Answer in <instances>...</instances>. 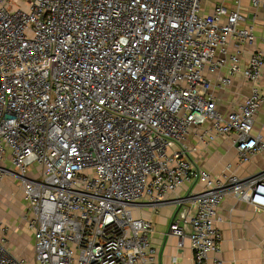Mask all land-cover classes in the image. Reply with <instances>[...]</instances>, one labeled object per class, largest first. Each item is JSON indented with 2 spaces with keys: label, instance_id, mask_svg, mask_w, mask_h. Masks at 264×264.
<instances>
[{
  "label": "built area",
  "instance_id": "obj_1",
  "mask_svg": "<svg viewBox=\"0 0 264 264\" xmlns=\"http://www.w3.org/2000/svg\"><path fill=\"white\" fill-rule=\"evenodd\" d=\"M234 1L0 0V183L19 182L35 264H159L154 223L135 212L185 184L168 233L187 232L193 264H223L217 209L228 193L264 209V169L213 175L187 138L206 125L241 163L264 151V39L243 63L256 34ZM226 65L216 86L240 73L251 92L222 112L208 73ZM0 264L28 263L0 237Z\"/></svg>",
  "mask_w": 264,
  "mask_h": 264
},
{
  "label": "crops",
  "instance_id": "obj_2",
  "mask_svg": "<svg viewBox=\"0 0 264 264\" xmlns=\"http://www.w3.org/2000/svg\"><path fill=\"white\" fill-rule=\"evenodd\" d=\"M224 4L229 8L236 6L234 0H208V13L212 12L216 4ZM240 10L247 14V24H252L256 34V41L247 46L242 60L247 61L251 51L263 45L264 16L260 9H254L250 0H241ZM229 74L228 66L222 67L215 73H208L212 81L211 92L216 101L218 110L227 112L240 103L251 89L247 80L240 74L232 76V81L225 87H218L223 76ZM260 92L264 96V79L261 80ZM209 126V122H208ZM206 130V125L192 128L187 142L191 148L190 155L196 165L213 175L222 173H235L238 175L255 174L264 169V151L255 153L247 162L239 161L236 144L230 139L217 136L214 140H203L201 136ZM253 134H261L264 137V101L255 116ZM10 177L4 178L0 183V197L11 190ZM18 185L19 182L15 180ZM15 183V182H13ZM189 191V185L185 184L169 194L167 201L161 204H146L137 209L135 214L147 218L154 223V232L151 236L153 245L159 250V264H173L176 259L179 264H193V249L188 234L175 235L168 233L170 222L179 215V211L190 204L179 206L176 201L185 196ZM20 204H22L23 218L27 211V201L24 198L19 185ZM25 220V219H24ZM8 219H0V237H7L10 246V236L7 234L11 224ZM26 222V220H25ZM28 225V223L26 222ZM216 226L222 233L221 250L211 258L219 257L223 264H264V209L254 208L250 203L241 200L232 193L223 198L217 209ZM29 228V226H28ZM31 231V229L29 228ZM188 231L189 228H186ZM32 235V247L27 246L24 252L15 253L19 258L25 259L28 264H35L34 237ZM31 254L27 255V251Z\"/></svg>",
  "mask_w": 264,
  "mask_h": 264
},
{
  "label": "rangeland",
  "instance_id": "obj_3",
  "mask_svg": "<svg viewBox=\"0 0 264 264\" xmlns=\"http://www.w3.org/2000/svg\"><path fill=\"white\" fill-rule=\"evenodd\" d=\"M18 5H22L21 1L28 0H15ZM10 179L14 180L11 183V190L2 194L0 197V219L10 220V227L8 235L10 236V248L14 250L15 253L24 252L26 246L31 249L32 247V235L28 228L23 216H22V204L19 200V185L13 177ZM2 233L3 231L0 230ZM25 247V248H24ZM31 254V250L27 251V255Z\"/></svg>",
  "mask_w": 264,
  "mask_h": 264
}]
</instances>
